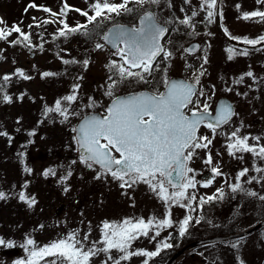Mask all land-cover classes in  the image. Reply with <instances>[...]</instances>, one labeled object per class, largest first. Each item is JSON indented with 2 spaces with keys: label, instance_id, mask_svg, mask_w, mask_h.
Here are the masks:
<instances>
[{
  "label": "rangeland",
  "instance_id": "obj_1",
  "mask_svg": "<svg viewBox=\"0 0 264 264\" xmlns=\"http://www.w3.org/2000/svg\"><path fill=\"white\" fill-rule=\"evenodd\" d=\"M93 2L94 0H0V18L4 21L0 27L10 30L13 25H18L29 37V40L25 41L19 33L13 31L6 40H0V84H3L0 89V132L8 133L7 137L0 136V191L8 197L0 200V237L14 241V247L20 249L17 254L7 255L4 253L7 248L0 246V264H16L17 261H25L26 264L28 251L22 245L29 238L36 241L37 246H44L75 232L78 239L83 240L87 236L84 241L86 248H99L103 247L102 233L105 221L122 222L125 218H143L145 221L155 218L158 221L168 218L170 213L173 221L171 228L160 229V236L155 240L140 237L133 241L131 246L132 250L155 251L161 247L162 242L170 243L171 248L161 250L159 255L149 260V264H162L166 260L165 256L187 243L192 234L198 231L206 234L220 233L225 230L223 224L226 221L228 223L234 215L235 195L231 190H227L223 199H206L203 206H200L197 197L194 202L184 201L191 204L193 210L190 211L187 207L166 204L144 183H138L131 188H121L120 182L114 180L111 175L96 179L99 167L94 165L90 169L81 162L73 129L84 114L94 110L106 111L112 99L106 94L111 83V73L107 66L120 58L112 54L113 49L102 39L104 30L112 21L117 19L118 22L137 24L140 13L146 8H151L159 21L170 25L173 19L172 11L180 16L181 20L185 19V14L187 18L193 17L192 12L196 11L198 17L191 20L188 31L184 29L187 28L185 26L175 28V31H183L186 35L180 43L169 44L172 56L167 60V73L170 76L177 70L180 71L187 59H199L201 55L208 54L207 66L204 75L200 76V84H208L207 81H211L214 90L213 102L224 91L221 81L230 80L236 74L235 57L239 54L229 60L226 49L233 48L234 53L241 52L219 36L215 22H208L206 12L200 7L201 0H160L158 5L147 4L142 7L130 3L129 7L134 9L131 14H112L110 19H98L97 22L89 23L81 12L88 11L89 15H93ZM112 2L121 3L122 0ZM32 3L38 7L28 8L26 12L25 8ZM65 5L68 7L65 8ZM44 8L51 11L45 12ZM61 9H65L66 15L61 14ZM221 10L222 21L232 34L250 38L264 35V22H261L259 17L250 20L242 18L244 12L264 11V3H258L257 0H222ZM53 12L57 15L53 16ZM61 21L69 27L87 25V29L60 36L59 32L64 29V23ZM196 21H202V24L197 26L193 23ZM207 23L209 25H206ZM84 31H88L91 38L83 35ZM169 36L170 34H167V37ZM193 39L203 41L204 46L195 52L194 56L185 57V45ZM17 40L21 43H15ZM97 43L103 44L104 48L97 49ZM66 60L70 62L64 63ZM84 60L89 61L87 66L83 64ZM21 71L30 79L20 76ZM44 72L55 75L45 77ZM5 76L9 77L7 81L3 79ZM261 76L264 77V73H261ZM142 86V81L129 79L117 85L114 95L137 90ZM257 92L252 91L246 96L234 88L230 95L240 98L241 103L237 101L239 120L246 117L250 122L254 118H260L262 123L255 127V130L263 133L264 95L253 103L256 97L253 94ZM72 94L76 95V101H63V97ZM5 95L12 98L10 103L3 99ZM57 100H61L62 105L68 107L67 120L55 112L45 114V108L54 107ZM93 102L94 106H91ZM73 112H78L79 115H72ZM224 130L216 129L215 139L208 148L196 149V154L189 161V167L194 170L190 175L195 176L197 183H215L221 181L220 178L233 181V165H239L243 159L247 165H252V153L229 154L227 146L232 141L221 140L217 136ZM30 133L34 135H29ZM248 143L253 145L250 140ZM27 151L30 153L26 154ZM209 153L212 163L205 164ZM29 156L32 158L29 159ZM213 166L217 167L222 175H215L211 171ZM30 167L33 170L30 179L25 182V171L21 173V169ZM49 169L53 171L45 176L44 172ZM207 171L212 173V177L205 180L202 176ZM25 183L26 188L23 187ZM197 187L189 189V193L197 196ZM216 191L212 188L206 190L210 194L209 197ZM20 192H24L27 197H34L36 203L30 207L26 202L19 200ZM215 195L218 196L217 193ZM189 215L192 220L187 232L181 237L180 223ZM150 235H154V231ZM250 239L251 237L243 238L242 241H221L223 243L216 245L231 247L238 242L248 245ZM225 252L229 253L227 250ZM233 253L225 254V257L222 254L220 260L214 258V261L217 264H235L237 255ZM120 255L122 254L115 249L111 252L114 258ZM241 258L249 264L250 253L243 250ZM48 259L51 258L45 257V260ZM106 259L107 256L101 253L92 258L91 264H103ZM145 259L133 256L127 261H121V264H144ZM40 264H44V261H40ZM109 264L112 262L109 261ZM172 264L193 263L185 252Z\"/></svg>",
  "mask_w": 264,
  "mask_h": 264
},
{
  "label": "snow or ice",
  "instance_id": "obj_2",
  "mask_svg": "<svg viewBox=\"0 0 264 264\" xmlns=\"http://www.w3.org/2000/svg\"><path fill=\"white\" fill-rule=\"evenodd\" d=\"M159 2L160 0H122L121 3H115L112 0H94L91 4L93 15H89L88 11L81 12L80 9H76V11L81 12L89 23H93L98 19L101 21L110 19L112 14L117 16L131 14L134 9L129 7L130 3L142 7L147 4L158 5ZM257 2L264 3V0H257ZM37 7L35 3H32L25 8V11L27 12L28 8ZM67 7L65 5V8ZM200 7L206 12L208 22H215V17L218 14L216 11L217 0H201ZM237 7L239 8V5ZM43 10L51 11L47 8ZM61 14L66 15L65 9H61ZM197 14L196 11L192 12L193 17ZM219 14L222 16V12ZM52 15L56 16L57 13L53 12ZM255 17H259L261 22H264V11L254 10L242 14L244 20ZM3 23V19L0 18V24ZM180 23L191 26V18H185ZM81 29H87V25L69 27L67 23H64V29L59 32V35L66 36L69 33L79 32ZM13 31L19 33L25 41L29 40V37L22 32L18 25H13L10 30L0 27V40H6ZM225 31L227 32V29ZM167 32V27L161 25L155 14L150 11L145 12L140 18L139 26L128 27L117 24L107 30L102 39L111 46L112 54L120 58L119 61L113 60L107 66L111 73L109 76L111 83L107 87L106 94L114 98L107 108L106 115L102 118L97 115H86L82 119V122L73 129V132L76 133L74 140L81 153V162L90 169L94 165L99 166V174L96 179L111 175L114 180L120 182L121 188H131L138 183H144L166 204L187 207L191 211L193 210L191 204H186L184 201H196V196L190 194L188 190L195 189L197 181L194 175H190L194 170L189 167V161L196 154V149H206L211 143L207 136H198V130L201 125H205L215 133L219 125L228 123L235 114L231 106L220 105L219 112L214 117L209 112L208 103L205 102L202 109L200 108L198 99L194 100L193 97L204 95L202 91L197 92L200 76L204 75L203 71L198 74L194 73L192 80L175 81L165 78L162 81L165 86L164 92H140L126 97L114 95L117 85L126 80L134 79L147 83L148 77L158 69L159 64L163 60L171 58L172 52L166 50L162 44V39ZM83 35L91 38L88 31H84ZM242 42L255 47L264 42V36L255 39L244 37ZM15 43H21V41L17 40ZM95 47L103 49L104 45L97 43ZM186 51L191 53L194 49L188 48ZM226 51L229 54V60L233 59L235 54L244 56L249 54L247 48L239 53H234L233 48H228ZM69 62L64 61L66 64ZM88 63V60L83 61L85 66ZM204 63H207L206 56ZM19 75L24 79H30L22 71L19 72ZM52 75L55 74L43 73L45 77ZM245 75L251 77L253 73L249 71ZM3 79L7 81L9 77L5 76ZM242 79L243 77H241ZM239 82L237 81V83ZM76 87L78 88V86ZM2 88L3 84H0V89ZM228 90L231 91V89ZM3 99L10 103L12 98L5 95ZM76 99L75 94L63 97V101L66 102H74ZM189 105H192L191 109H189ZM91 106H94V102ZM186 109L188 112L185 111ZM51 112L58 113L64 120L69 117L68 107L62 105L61 100H57L54 107L45 108V114ZM71 114L79 115L78 112ZM29 135H34V133ZM0 136L7 137L8 133L0 132ZM230 140L232 142L227 146L229 154L249 152L264 160V146L257 148L255 145H249L248 137L239 136L238 130L231 133ZM114 153H118L119 156L117 157ZM204 162L205 164L212 163L210 153ZM24 171L30 173L31 169L25 168ZM52 171L49 169L44 172V175L47 176ZM211 171L217 176L222 175L215 166L211 168ZM248 171L247 168L243 169L238 174L237 180L244 177ZM255 171L264 173V168L257 167ZM68 175L70 176L71 172ZM252 180H257V177H251L248 183H251ZM210 183L211 181L205 182L204 186H208ZM23 187L26 188L27 184L25 183ZM230 188L234 193L244 192L247 196L264 201V195L244 189L241 183L231 184ZM217 192L219 196H210L207 201L223 199V190L218 189ZM7 198V194L0 191V200ZM18 198L30 207L36 203L34 197H27L24 192H20ZM205 203L206 200L200 198V206ZM191 220L192 217L189 215L180 223L179 235L181 237L187 232ZM172 226L173 221L170 213L168 218L158 221L155 218L147 221L143 218L136 220L125 218L122 222H103V247L86 248L84 241L87 240V236L81 240L77 238L75 232L44 246H37L36 241L29 238L22 247L28 251L26 264H40L42 260L44 264H91L92 258L101 253L107 256L103 264H109V261L112 264H121V261H127L133 256L145 257L144 264H149L152 257L159 255V252L165 248H171L172 245L165 241L155 251H137L132 250V242L140 237L155 240L160 236V229ZM153 231L154 235H150ZM0 246L12 248L15 246V242L0 237ZM232 246L237 247L235 244ZM113 249L122 255L118 258L112 257ZM45 257L51 259L45 260ZM16 264H25V261H17Z\"/></svg>",
  "mask_w": 264,
  "mask_h": 264
},
{
  "label": "flooded vegetation",
  "instance_id": "obj_3",
  "mask_svg": "<svg viewBox=\"0 0 264 264\" xmlns=\"http://www.w3.org/2000/svg\"><path fill=\"white\" fill-rule=\"evenodd\" d=\"M138 6V5H136ZM174 8V7H173ZM147 9V8H146ZM222 12V10H221ZM173 19L172 23L167 24L168 32L167 34H170L169 37H167V34L165 35V38L163 40V45L166 50L170 51L169 49V44L170 45H175L177 43H180L179 41H182L184 39V36L186 35L183 31L178 32L175 31V28H183L184 26L187 28H184L188 31L189 25H184L181 24V18L178 15H175V12L172 11ZM188 16L185 14V18ZM196 17H191V20L193 18L197 19ZM221 18V26L223 30L227 29V27L224 25L222 21V16ZM215 27L216 31L221 36L228 44L231 46L235 47L236 49L242 51L244 48H247L249 50V54L245 56L244 58L241 57V55L235 57V64H236V74L234 77H231L232 79L226 80L223 79V87L224 91L217 96L216 100L213 102V85L210 83L211 81L207 83H203L202 85L199 84L197 85V92L199 93L200 90L204 93L203 96H197L193 97L194 100L199 101L200 108L202 109L203 104L206 102L209 104V111L214 112L215 108L217 106L218 100L221 97H224L226 100L229 102H232L233 108H234V115L230 118L229 122L226 124H222L218 126L216 129H225L222 134L217 135L219 139L225 140V139H230L231 133L233 131L238 130V135L241 137H249L248 140L252 142L253 145L260 147L264 146V132H258L255 130V127L259 126L262 121L260 118H254L250 122L246 120V117L244 119L239 120V110L237 106V101H240V98L238 97H233L230 95L231 91L234 88H237L238 91L242 93V95H250L252 91H258L257 93L253 94L256 97L253 99V103H255L257 100L261 99L264 95V77L261 76V73H264V42L261 44L256 45L255 47L251 45H246L242 42V38L239 35L232 34L228 29L227 32L225 33L229 35L232 38H239L236 39L237 42H233L230 39H228L221 28L218 26V21L217 17H215ZM196 23L197 26L199 24H202V21H196L193 22ZM206 25H209L208 23ZM177 30H183V29H177ZM264 36V35H262ZM250 38V37H247ZM258 38V37H255ZM255 38H250V39H255ZM193 42H198V46H193L189 47L191 43ZM204 46L203 41H200L199 39H193L189 43L185 45V50L189 48H193L194 51L189 53L186 51L184 54L185 57L189 56H194L195 52L199 49H201ZM172 47V46H171ZM257 52L259 54H257ZM207 57L208 59V54L206 55H201L199 59H187L184 61V63L181 66V70H177L175 74H172L169 76L167 73V68H168V63L167 60H163L160 64L159 67L156 71L153 72L151 76L148 77V82L145 83L143 82V86L137 90H150V91H158V92H164L165 86L162 81L167 78L171 79L173 77H180L184 78L186 80H192L194 77V73L198 74L200 71L205 72V68L207 66L206 63H204V57ZM251 71L253 73V76L249 77L245 75L247 72ZM241 77L243 79L241 80ZM237 81H240L237 83ZM205 87V88H204ZM228 89H231L229 91ZM133 91V90H132ZM263 94V95H262ZM210 97V99H208ZM192 108V105H189V109ZM103 114H106V111L104 110H99ZM188 112V109L185 110ZM190 113V112H189ZM253 114V113H252ZM237 117V119H236ZM205 131V132H204ZM227 132V133H226ZM198 136H207L211 141L215 139L214 133L210 128H208L205 125H201L198 131ZM259 138V139H255ZM30 153V151H27L26 154ZM26 157V156H25ZM25 157L23 159H25ZM31 156H29L30 159ZM32 158V157H31ZM252 165H247L246 161L243 159L241 160L239 165H233L232 169L234 171V175L232 176L233 181H224V178L221 181H217L215 183H210L208 186H204L205 182L202 183H197V189H196V195H198L201 198L207 199L208 196L210 195L206 190H210L211 188L214 190L222 189L223 190V195H227V190H231L230 185L234 183H241L242 187L246 190L249 191H255L260 195H264V173H257L255 171V168L260 167L264 168V160L259 159L258 157L253 155V158L251 160ZM28 167V165H26ZM247 168L249 171L248 173L242 177L240 180H237L238 174L243 170ZM31 172H25V178L23 180H28L30 179V174L32 173L33 168L30 167ZM24 171L21 169V173ZM204 176H209V175H204ZM257 177V180H252L251 183H248V181L251 179V177ZM227 179V178H226ZM215 193H219L216 191ZM213 193V195H215ZM235 195L234 200V215L229 219L230 221H227L223 224L225 227L222 233H234V232H241L244 231L248 228L254 227L252 231H250L248 234L244 236H240L237 238L229 239L226 241H238L243 238L251 237L249 244L248 245H241L242 242H238L237 247H222V246H217L216 244L218 243H223V242H211L208 244H200L193 246L187 251V255L193 264H217L214 261V258L217 260L222 257V254L225 257V254H235L237 256L235 264H246L244 260L241 258L243 250H247L250 253V259H249V264H264V201H260L256 197H250L245 195L244 192H233ZM219 233H204V232H197L196 234H192L187 242H192L195 241L199 238H204L208 236H213ZM242 241V240H241ZM228 251L229 253H226L225 251ZM224 251V252H223ZM258 261H260L258 263Z\"/></svg>",
  "mask_w": 264,
  "mask_h": 264
},
{
  "label": "water",
  "instance_id": "obj_4",
  "mask_svg": "<svg viewBox=\"0 0 264 264\" xmlns=\"http://www.w3.org/2000/svg\"><path fill=\"white\" fill-rule=\"evenodd\" d=\"M220 8H221V0H217V21H218V26L221 28V30L223 31L224 35L230 39L231 41L233 42H237L236 39L230 37L229 35H227L225 33V31L223 30L222 26H221V18H220ZM148 12V11H146ZM152 12V11H150ZM153 13V12H152ZM145 14V12L143 14H141L140 18ZM140 18H139V21H140ZM159 22V21H158ZM160 23V22H159ZM124 25V26H128V27H133V25H130V24H126V23H115V24H112L110 25L103 33V35L107 32V30L111 27H113L114 25ZM161 25H164L162 23H160ZM139 26V25H138ZM165 26V25H164ZM106 42V41H105ZM198 42H193L191 43V45H189V47H193V46H198ZM188 47V48H189ZM170 80H175V81H180V80H185L184 78H180V77H173L171 78ZM140 92H149L151 93L152 91H149V90H138V91H133V92H128V93H124V94H120V95H117L119 97H126L130 94H134V93H140ZM113 100V99H112ZM112 100L110 101V103L108 104V107L111 105L112 103ZM220 105H229L231 106L232 110L234 111V108H233V105H232V102H229L228 100H226L224 97H221L219 98L218 100V103H217V106H216V109H215V112L212 113V116L214 117L218 112H219V108H220ZM90 116V115H97V116H100L101 118L105 115L101 114V112L99 111H91V112H88L86 113L84 116H82L80 118V120L78 121L76 127L82 122V119L86 116ZM75 127V128H76ZM76 135V133H75ZM78 149V148H77ZM78 155L80 156L81 153L80 151L78 150ZM254 228V227H253ZM253 228H250L248 230H245L243 232H238V233H232V234H219V235H215V236H211V237H206V238H202V239H198V240H195L191 243H188V244H185L184 246H182L181 248H179L178 250H176L174 253H172L168 259L163 263V264H171L173 263L181 254H183L186 250H188L190 247H193L195 245H198V244H202V243H209V242H214V241H218V240H224V239H229V238H235V237H239V236H242V235H245L247 233H249L250 231L253 230ZM20 252V249L19 247H12V248H7L4 250V253H6L7 255H14V254H17Z\"/></svg>",
  "mask_w": 264,
  "mask_h": 264
},
{
  "label": "trees",
  "instance_id": "obj_5",
  "mask_svg": "<svg viewBox=\"0 0 264 264\" xmlns=\"http://www.w3.org/2000/svg\"><path fill=\"white\" fill-rule=\"evenodd\" d=\"M117 19H115L114 21H116ZM113 22V21H112ZM98 32L100 33V30H98Z\"/></svg>",
  "mask_w": 264,
  "mask_h": 264
}]
</instances>
